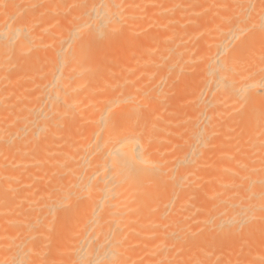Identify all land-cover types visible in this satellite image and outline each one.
<instances>
[{
	"label": "bare ground",
	"instance_id": "6f19581e",
	"mask_svg": "<svg viewBox=\"0 0 264 264\" xmlns=\"http://www.w3.org/2000/svg\"><path fill=\"white\" fill-rule=\"evenodd\" d=\"M0 264H264V0H0Z\"/></svg>",
	"mask_w": 264,
	"mask_h": 264
},
{
	"label": "rangeland",
	"instance_id": "374dc122",
	"mask_svg": "<svg viewBox=\"0 0 264 264\" xmlns=\"http://www.w3.org/2000/svg\"><path fill=\"white\" fill-rule=\"evenodd\" d=\"M225 241H227V240H225ZM226 243H227V242L224 243L225 247H226Z\"/></svg>",
	"mask_w": 264,
	"mask_h": 264
}]
</instances>
